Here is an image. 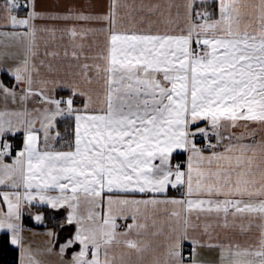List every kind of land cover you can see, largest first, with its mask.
I'll return each instance as SVG.
<instances>
[{
  "label": "crops",
  "instance_id": "obj_1",
  "mask_svg": "<svg viewBox=\"0 0 264 264\" xmlns=\"http://www.w3.org/2000/svg\"><path fill=\"white\" fill-rule=\"evenodd\" d=\"M199 1L0 0L7 96L25 115L40 93L81 99L70 148L51 100L55 127H0V232L22 254L41 234L48 264H264V0ZM39 205L70 230L32 226Z\"/></svg>",
  "mask_w": 264,
  "mask_h": 264
},
{
  "label": "rangeland",
  "instance_id": "obj_2",
  "mask_svg": "<svg viewBox=\"0 0 264 264\" xmlns=\"http://www.w3.org/2000/svg\"><path fill=\"white\" fill-rule=\"evenodd\" d=\"M4 46H6V41L3 43ZM4 55V54H3ZM6 59V60H5ZM2 59L0 62L1 70H7L9 68V62L10 60L5 58ZM2 76V73H0ZM0 93L1 95L5 94L4 98L0 100V127H36V123L38 122V127H55V117L57 116L56 110L52 109V105L48 102H41L42 100H51L52 102H56L58 104H63L64 107L72 108L73 107V101L71 94L64 95H55V98H49L45 97L40 93L39 95V102L36 100L35 97H33L30 100L28 113L25 115L26 112L25 107H23L22 99L20 97H14L11 98L7 96L5 90L3 89V86L0 85ZM66 105V106H65ZM63 106L59 107L63 109ZM56 109H59L58 107ZM53 125V126H52ZM47 132V129H46ZM70 218H75V213L70 212ZM75 216V217H74ZM13 232V231H12ZM37 241L42 244H35L33 245V241H31L30 238H25V244H24V252L23 254L21 251H19V260L18 264H48V258L44 255H40L39 251L44 252V246L47 245L46 242H48L45 235H39L37 238ZM11 244L17 247V243L12 237ZM77 241L76 236H73L72 238L66 239L61 241L57 246V251H63L68 252L70 249L71 251L74 248V244ZM18 242V239H17ZM31 242V253H28L27 243ZM22 243V242H21ZM44 244V245H43ZM73 247V248H72ZM19 248V246H18ZM53 252V250H49V252ZM56 251V250H55ZM57 252H54V256H56Z\"/></svg>",
  "mask_w": 264,
  "mask_h": 264
},
{
  "label": "trees",
  "instance_id": "obj_3",
  "mask_svg": "<svg viewBox=\"0 0 264 264\" xmlns=\"http://www.w3.org/2000/svg\"><path fill=\"white\" fill-rule=\"evenodd\" d=\"M26 3V0H25ZM196 10L197 13L200 12V16L204 17V13L206 16H215L217 14V2L215 0L209 1H199L196 3ZM20 10L22 14H26L27 7L25 5H21ZM4 80L6 83L11 84L12 77L8 76L7 74H3ZM64 94L68 95L71 94L72 96V103L73 107L69 109H65L68 113L65 115L60 116L57 120V130L59 133L58 138L64 139L66 141L65 147L70 148L73 145V127H74V114L73 109L75 103L81 101L78 95L72 94L69 91L63 90L57 93V95ZM56 95V96H57ZM17 147V146H16ZM177 154L175 155V157ZM38 210H40L43 214L44 223L42 224H35L32 220L26 219L32 226L37 227H45V226H52L57 229L58 232H67L71 228V224L68 223L67 219L64 215H54L52 209L46 205H39L37 206ZM19 260V249L18 247L14 246L10 242V236L8 232H0V264H18Z\"/></svg>",
  "mask_w": 264,
  "mask_h": 264
},
{
  "label": "built area",
  "instance_id": "obj_4",
  "mask_svg": "<svg viewBox=\"0 0 264 264\" xmlns=\"http://www.w3.org/2000/svg\"><path fill=\"white\" fill-rule=\"evenodd\" d=\"M19 4H25V0H18ZM192 53L195 57H204L206 55V45L203 42H197L194 44ZM219 134L215 129L209 125H204L203 133L199 136L198 141L195 145L197 150L200 151H212L219 146ZM15 147V146H13ZM180 165L182 162L177 160Z\"/></svg>",
  "mask_w": 264,
  "mask_h": 264
}]
</instances>
